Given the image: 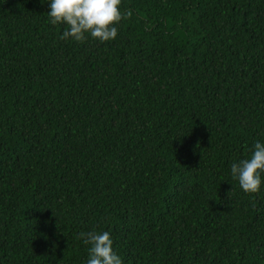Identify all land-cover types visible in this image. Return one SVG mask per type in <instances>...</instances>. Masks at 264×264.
I'll list each match as a JSON object with an SVG mask.
<instances>
[{
  "label": "trees",
  "instance_id": "16d2710c",
  "mask_svg": "<svg viewBox=\"0 0 264 264\" xmlns=\"http://www.w3.org/2000/svg\"><path fill=\"white\" fill-rule=\"evenodd\" d=\"M49 11L0 0V264H264V0H122L107 42Z\"/></svg>",
  "mask_w": 264,
  "mask_h": 264
},
{
  "label": "clouds",
  "instance_id": "9594fccd",
  "mask_svg": "<svg viewBox=\"0 0 264 264\" xmlns=\"http://www.w3.org/2000/svg\"><path fill=\"white\" fill-rule=\"evenodd\" d=\"M122 0H49L50 23L67 25L60 39L71 38L84 42L90 35L100 42L114 40L118 25L125 14L120 11ZM131 15L130 12L127 13ZM264 174V143L256 142L251 156L231 165V176L246 193H258ZM90 245L87 264H123L113 250V239L108 231L81 232L77 236Z\"/></svg>",
  "mask_w": 264,
  "mask_h": 264
}]
</instances>
